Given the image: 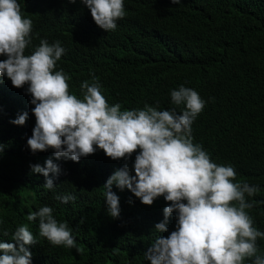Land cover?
<instances>
[{
    "label": "trees",
    "instance_id": "obj_1",
    "mask_svg": "<svg viewBox=\"0 0 264 264\" xmlns=\"http://www.w3.org/2000/svg\"><path fill=\"white\" fill-rule=\"evenodd\" d=\"M21 3L33 21L26 54L41 39L60 41L66 52L56 70L70 77L72 94L81 97V83L91 82L93 74L108 104L119 103L122 110L157 102L160 110L170 109L173 89L183 85L197 91L205 107L192 125L193 141L214 163L232 166L236 182L260 187L248 198L257 202L248 213L254 227L264 231V0H181L176 5L124 0L125 16L109 32L95 24L79 0ZM0 80V238L11 242L17 227L28 224L37 239L29 249L31 264H148L143 253L159 235L155 225L163 220L168 202L160 197L145 206L127 189L114 186L120 217L111 218L103 186L125 161H114L99 149L79 163L55 160L53 150L32 154L27 140L35 116L28 85L17 89L7 77ZM22 113L28 114L25 125L12 124ZM48 158L62 170L51 177L52 190L30 167ZM134 162L135 154L127 161L132 174ZM57 195L75 200L64 204ZM42 206L52 207L58 222H67L79 252L54 247L38 235V221L26 217ZM175 223L173 214L169 233ZM257 245L264 256V240Z\"/></svg>",
    "mask_w": 264,
    "mask_h": 264
},
{
    "label": "clouds",
    "instance_id": "obj_2",
    "mask_svg": "<svg viewBox=\"0 0 264 264\" xmlns=\"http://www.w3.org/2000/svg\"><path fill=\"white\" fill-rule=\"evenodd\" d=\"M79 2L106 32L114 31L125 16L124 0ZM170 2L176 5L181 0ZM25 15L29 14L21 0H0V56L6 57L0 60V78L7 77L17 89L28 85L35 116L27 140L32 154L53 150L55 160L79 163L99 149L114 161L124 160L123 168L114 171L103 186L108 215L120 217L114 186L127 189L145 206L160 197L169 205L163 210V220L155 225L159 235L143 253L148 264H245L246 260L264 264L257 245L264 240V231L254 227L248 213L257 203L248 198L258 194L260 187L236 182L232 166L214 163L202 145L194 143L192 125L205 107L199 93L181 85L170 92V109L160 110L157 102L143 109L122 110L119 103L108 104L93 74L91 82L81 83L82 96L78 97L70 92V77L56 70L66 52L60 41L50 44L41 39L26 54L32 45L33 21ZM27 119L28 114L22 113L11 123L24 126ZM3 148L0 144V153ZM133 154L134 174L127 163ZM30 167L33 174L45 177L46 189H54L51 177H59L62 170L53 158ZM55 199L67 204L75 196ZM173 214L175 229L169 233ZM26 219L38 221V235L50 245L80 251L69 225L57 221L52 207L42 206ZM9 240L0 238V264H31L29 249L37 239L29 225L17 227Z\"/></svg>",
    "mask_w": 264,
    "mask_h": 264
}]
</instances>
